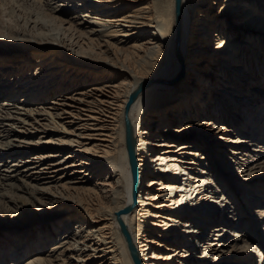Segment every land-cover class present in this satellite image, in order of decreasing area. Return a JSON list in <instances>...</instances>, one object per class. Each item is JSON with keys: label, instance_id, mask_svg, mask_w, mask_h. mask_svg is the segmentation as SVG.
I'll return each mask as SVG.
<instances>
[{"label": "bare ground", "instance_id": "obj_1", "mask_svg": "<svg viewBox=\"0 0 264 264\" xmlns=\"http://www.w3.org/2000/svg\"><path fill=\"white\" fill-rule=\"evenodd\" d=\"M262 173L264 0H0V264H263Z\"/></svg>", "mask_w": 264, "mask_h": 264}, {"label": "rangeland", "instance_id": "obj_2", "mask_svg": "<svg viewBox=\"0 0 264 264\" xmlns=\"http://www.w3.org/2000/svg\"><path fill=\"white\" fill-rule=\"evenodd\" d=\"M179 74H181V73H178L176 75V77L172 80L173 83H176L180 78H182L181 76L184 75V74H182V75H179ZM172 82L170 80L169 82H166V84L167 85H170V84H172ZM262 177H264V173H262ZM259 181H261V182L258 183V184H256V185H260V186H257L256 189L260 191L261 189H264V179H260ZM1 192L2 191L0 190V216L1 217H3V216L6 217L9 214L10 207L12 206V203L10 201V198H8L7 196H5L4 194H1ZM256 208H257V206L254 207V209H256ZM251 227L254 228V229L252 231L251 237L249 238V241L248 242L250 243V245L256 247V249L253 250L254 252H256L257 250H259V252L262 255V261H263V264H264V258H263V256H264V231H262V229H261L262 227L261 226H258V225H257V227H253V226H251ZM5 241H6V236H2L0 238V245L3 242H5ZM172 248H174V247H172ZM256 255H257V257H255V259L256 258L258 259L259 256H258V254H256Z\"/></svg>", "mask_w": 264, "mask_h": 264}, {"label": "water", "instance_id": "obj_3", "mask_svg": "<svg viewBox=\"0 0 264 264\" xmlns=\"http://www.w3.org/2000/svg\"><path fill=\"white\" fill-rule=\"evenodd\" d=\"M178 1L179 0H177V5H178ZM136 96H137V93L131 96V98H130L128 104H127V108H126V127H127L128 156L130 157L133 173L135 171V165H136V150H135V141H134V138H133V126L131 124V121L128 118V111L130 109V106H131L132 102L135 100ZM135 180H136V178H135V175H134L133 184H134ZM124 211H127V209L126 210H120L117 213H120L119 220H120V222L122 224V228L125 230V228H126L125 227V223L121 220V214H123Z\"/></svg>", "mask_w": 264, "mask_h": 264}]
</instances>
